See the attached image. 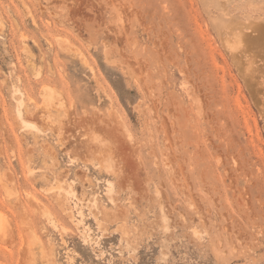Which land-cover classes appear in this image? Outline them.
Masks as SVG:
<instances>
[{
    "label": "rangeland",
    "instance_id": "rangeland-1",
    "mask_svg": "<svg viewBox=\"0 0 264 264\" xmlns=\"http://www.w3.org/2000/svg\"><path fill=\"white\" fill-rule=\"evenodd\" d=\"M0 264H264V0H0Z\"/></svg>",
    "mask_w": 264,
    "mask_h": 264
},
{
    "label": "bare ground",
    "instance_id": "bare-ground-1",
    "mask_svg": "<svg viewBox=\"0 0 264 264\" xmlns=\"http://www.w3.org/2000/svg\"><path fill=\"white\" fill-rule=\"evenodd\" d=\"M239 35H240V34H239ZM241 35H244V34H241ZM237 36H238V35H237ZM244 36H245V35H244ZM244 36H241V37L244 38ZM234 38H235V36H234ZM228 40H229V39H228ZM239 40H240V39L237 38V39L233 42L234 47L240 48V47H239L240 45L237 46V44H238V43H243V42H241V41H239ZM241 40H242V38H241ZM243 40L245 41V38H244ZM231 41H232V39H231ZM227 43H228V42H227ZM244 43L246 44L247 42H244ZM229 44H230V43H229ZM229 44H227V45H229ZM233 45H232V46H233ZM246 45H247V44H246ZM230 46H231V45H230ZM241 47H242V46H241ZM247 47H248V45H247ZM228 48H229V46H228ZM230 48H231V47H230ZM237 48H236V50H238ZM231 49L234 50L233 48H231ZM241 49H242V48H241ZM244 49H245V48H244ZM246 50H249V49L246 48ZM239 51H240V50H239ZM232 52H233V51H232ZM245 52H247V51H245ZM233 53H234V52H233ZM235 53L237 54V51H236ZM243 54H244V51H243ZM238 55H240V53H239ZM241 55H242V53H241ZM246 55H247V53H246ZM248 55H250L249 52H248ZM241 57H242V56H241ZM243 57H244V55H243ZM248 57H250V56H248ZM252 57H253V56H252ZM252 57H251V58H252ZM239 58H240V57H239ZM239 58H238V59H239ZM246 58H247V56L245 57V59H246ZM251 58H250V60H251ZM241 59H242V58H241ZM241 59H239V60H241ZM248 59H249V58H248ZM248 59H247V60H248ZM247 60H246V61H247ZM236 62H237V60H236ZM238 63H239V62H238ZM244 63H245V62H244ZM248 63H249V62H248ZM250 63H251V62H250ZM240 65H241V64H240ZM240 65H239V66H240ZM248 66H249V64H248ZM243 67H244V66H243ZM249 68H250V67H249ZM251 68H252V67H251ZM250 71H251V70H250ZM246 73H249V72H246ZM250 74H251V72H250ZM40 110H41V109H40ZM20 113H21V112H20ZM19 115L21 116V114H19ZM33 115H34V114H33ZM33 115H32V116H33ZM35 115H36V114H35ZM20 116H19V117H20ZM27 116H28V115H27ZM95 119H96V118H95ZM90 121H91V120H90ZM100 121L102 122L101 119H100ZM92 122H93V121H92ZM104 122H105V121H104ZM86 124H87V123H86ZM91 124H92V123H91ZM52 125H53V124H52ZM31 126H32V125H31ZM63 137H64V135H63ZM60 139H61V138H60ZM60 139H59V140H60ZM65 141H66V140H65ZM65 141H64V142H65ZM66 142H67V141H66ZM75 147H76V146H75ZM46 149H47V148H46ZM66 149H67V148H66ZM74 150H75V149H74ZM28 175H29V174H28ZM31 175H33V174H31ZM66 200H67V199H66ZM35 203H36V202H35ZM58 204H59V203H58ZM79 212H80V211H79Z\"/></svg>",
    "mask_w": 264,
    "mask_h": 264
}]
</instances>
